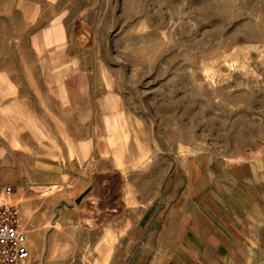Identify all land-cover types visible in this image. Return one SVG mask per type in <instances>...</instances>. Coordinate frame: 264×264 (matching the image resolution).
<instances>
[{"label": "rangeland", "instance_id": "obj_1", "mask_svg": "<svg viewBox=\"0 0 264 264\" xmlns=\"http://www.w3.org/2000/svg\"><path fill=\"white\" fill-rule=\"evenodd\" d=\"M112 110L118 128L102 121ZM0 137L25 147L15 163L60 169L56 189H0L22 215L26 264H105L143 212L122 203L149 204L185 160L237 171L258 203L264 0H0ZM97 169L96 197H77V173Z\"/></svg>", "mask_w": 264, "mask_h": 264}, {"label": "crops", "instance_id": "obj_2", "mask_svg": "<svg viewBox=\"0 0 264 264\" xmlns=\"http://www.w3.org/2000/svg\"><path fill=\"white\" fill-rule=\"evenodd\" d=\"M82 111L78 125L88 127L91 107ZM98 111L103 114L102 109ZM117 111L106 113L103 123L107 120L118 128ZM85 136L83 133L78 141L84 155L90 144ZM12 143L19 142L0 137V189L8 186L13 191L15 187L22 197L28 189L60 187L58 166L35 163L32 170L25 161L15 163L16 158L27 159V155L25 147L16 148ZM51 143L57 151V140ZM187 163L179 165L161 195L149 204L138 199L122 203L126 212H143L135 213V224L114 237L105 264H253L257 255L264 256V168L252 172L253 180H248L252 189L259 188L257 203L238 188L237 171L215 169L213 161L203 157ZM101 171L80 170L72 192L80 191L77 197L88 195L87 200H92L95 186L88 181Z\"/></svg>", "mask_w": 264, "mask_h": 264}, {"label": "built area", "instance_id": "obj_3", "mask_svg": "<svg viewBox=\"0 0 264 264\" xmlns=\"http://www.w3.org/2000/svg\"><path fill=\"white\" fill-rule=\"evenodd\" d=\"M10 193V188L4 190V194ZM21 224L20 211L0 203V264H26L28 250Z\"/></svg>", "mask_w": 264, "mask_h": 264}]
</instances>
